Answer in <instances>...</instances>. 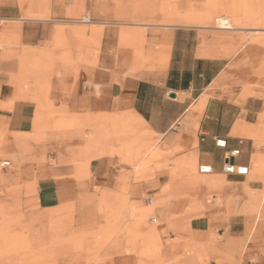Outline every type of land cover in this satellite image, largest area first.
I'll return each instance as SVG.
<instances>
[{
	"label": "rangeland",
	"instance_id": "rangeland-1",
	"mask_svg": "<svg viewBox=\"0 0 264 264\" xmlns=\"http://www.w3.org/2000/svg\"><path fill=\"white\" fill-rule=\"evenodd\" d=\"M177 28L189 32L199 54L224 58L235 80L264 81V0H0V109H35L22 123L31 131L14 132L0 118V161L12 162L0 167V264H117L125 254L162 263L153 205L130 191L155 168V134L132 115H76L51 92L107 48H131L156 67L145 52L161 48ZM57 142L74 145L67 150L79 179L104 157L122 173L120 184L83 185L77 201L41 207L38 183L20 177L13 154Z\"/></svg>",
	"mask_w": 264,
	"mask_h": 264
},
{
	"label": "crops",
	"instance_id": "crops-1",
	"mask_svg": "<svg viewBox=\"0 0 264 264\" xmlns=\"http://www.w3.org/2000/svg\"><path fill=\"white\" fill-rule=\"evenodd\" d=\"M189 35L177 28L161 48L149 47L145 55L157 58L156 67L131 48H107L76 78L57 80L51 95L76 115H132L155 134V168L130 189L134 200L151 199L150 219L162 244V263L155 264H264V81L235 80L224 58L199 54ZM31 108L15 103L0 109V118L14 132L31 131L22 125L25 117L32 120ZM72 146L57 142L13 154L20 177L38 183L45 209L77 201L83 185L120 184L122 173L104 157L90 162L89 178L79 179L67 150ZM234 149L240 153L231 156ZM226 162L249 171L226 173ZM201 164L212 172L200 173ZM117 264L140 260L125 254Z\"/></svg>",
	"mask_w": 264,
	"mask_h": 264
},
{
	"label": "built area",
	"instance_id": "built-area-1",
	"mask_svg": "<svg viewBox=\"0 0 264 264\" xmlns=\"http://www.w3.org/2000/svg\"><path fill=\"white\" fill-rule=\"evenodd\" d=\"M218 22H221V20H218ZM222 22H223V25L224 26H230L231 25V21L229 18H225V19H222ZM217 145L218 146H221V147H225L226 146V140H222V139H218L216 141ZM240 153V150L239 149H234L230 152V155L231 156H236ZM12 165V162L10 159H2L0 161V167L2 169H6V168H9L10 166ZM224 171L226 173H236V174H247L248 171H249V167L246 166V165H236V164H233V163H230V162H226L224 167H223ZM199 172L200 173H210L212 172V166L210 164H201L199 166ZM147 202L148 204L151 203V199L150 198H147Z\"/></svg>",
	"mask_w": 264,
	"mask_h": 264
},
{
	"label": "water",
	"instance_id": "water-1",
	"mask_svg": "<svg viewBox=\"0 0 264 264\" xmlns=\"http://www.w3.org/2000/svg\"><path fill=\"white\" fill-rule=\"evenodd\" d=\"M170 96L171 97H176V94L175 93H171Z\"/></svg>",
	"mask_w": 264,
	"mask_h": 264
},
{
	"label": "bare ground",
	"instance_id": "bare-ground-1",
	"mask_svg": "<svg viewBox=\"0 0 264 264\" xmlns=\"http://www.w3.org/2000/svg\"><path fill=\"white\" fill-rule=\"evenodd\" d=\"M258 30H260V29H258ZM262 30V29H261Z\"/></svg>",
	"mask_w": 264,
	"mask_h": 264
}]
</instances>
